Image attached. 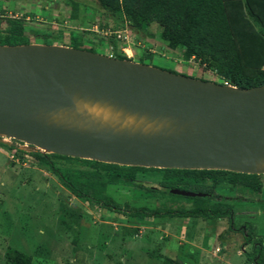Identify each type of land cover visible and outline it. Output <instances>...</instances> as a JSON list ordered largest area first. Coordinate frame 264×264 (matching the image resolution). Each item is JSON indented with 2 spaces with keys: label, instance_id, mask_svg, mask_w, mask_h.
I'll use <instances>...</instances> for the list:
<instances>
[{
  "label": "rangeland",
  "instance_id": "1",
  "mask_svg": "<svg viewBox=\"0 0 264 264\" xmlns=\"http://www.w3.org/2000/svg\"><path fill=\"white\" fill-rule=\"evenodd\" d=\"M75 1L0 0V13L23 19L30 43H48L43 38L47 35L50 43L69 45L70 36L77 35L85 48L114 54L112 39L116 37V51L123 53L121 48L129 47L131 61L143 57L142 62L148 64L224 82L193 58L183 59L181 45L170 48L156 22L143 23L136 30L122 11L112 17L97 0ZM6 24L3 17L0 33ZM38 150L43 151L0 134V264H7L8 247L30 255L31 264H166V256L181 264H248L243 252L250 245H243L242 235L228 229L225 217L136 219L108 210L69 192L45 164L33 158ZM53 161L59 167L90 168L83 159L58 157ZM257 177L261 182L257 190L222 183L214 189L213 200L231 205L234 229L248 223L264 235V172ZM135 178L143 186L156 188L107 184L104 193L121 205L145 208L210 202L162 192L158 188L160 169L138 168Z\"/></svg>",
  "mask_w": 264,
  "mask_h": 264
},
{
  "label": "water",
  "instance_id": "2",
  "mask_svg": "<svg viewBox=\"0 0 264 264\" xmlns=\"http://www.w3.org/2000/svg\"><path fill=\"white\" fill-rule=\"evenodd\" d=\"M77 99L144 117L152 129L99 123L75 109ZM0 134L118 165L260 173L264 83L239 88L65 44L0 43Z\"/></svg>",
  "mask_w": 264,
  "mask_h": 264
},
{
  "label": "trees",
  "instance_id": "3",
  "mask_svg": "<svg viewBox=\"0 0 264 264\" xmlns=\"http://www.w3.org/2000/svg\"><path fill=\"white\" fill-rule=\"evenodd\" d=\"M73 4L77 2L72 0ZM101 8L112 17L122 11L127 22L136 30L143 23L156 22L170 48L182 46V58H193L199 65L209 69L226 84L247 88L264 83V0H97ZM7 28L0 33V43L26 44L30 39L24 32V20L6 17ZM259 24V27L255 26ZM44 35L45 42L50 43ZM113 55L125 59L126 55L116 51L117 38L112 39ZM69 45L84 47L77 35L70 36ZM85 48V47H84ZM94 50L93 48H88ZM145 56H149L146 54ZM143 61V57L137 59ZM169 69V68H166ZM172 70V69H170ZM175 71V70H172ZM33 158L45 164L47 170L75 196L100 203L108 210L136 219L151 216H200L228 220V229L242 235L243 245H250L243 255L248 264H264V235L254 232L248 223L232 227V208L228 203L216 202L214 189L224 183L242 186L249 192L257 190L261 182L257 173H241L213 168L155 167L161 170L159 189L168 194L172 187L199 194L186 195L192 199L210 201L207 205L189 207H138L121 205L104 193L106 185L141 186L146 190L155 186H143L136 181L139 166L118 165L97 159L71 156L57 152L35 151ZM58 157L83 159L90 168L59 167L53 159ZM264 206V203L262 204ZM7 264H31V256L12 247L5 252ZM166 264H181L171 257H164Z\"/></svg>",
  "mask_w": 264,
  "mask_h": 264
},
{
  "label": "bare ground",
  "instance_id": "4",
  "mask_svg": "<svg viewBox=\"0 0 264 264\" xmlns=\"http://www.w3.org/2000/svg\"><path fill=\"white\" fill-rule=\"evenodd\" d=\"M75 109L83 115L102 124H109L115 128H126L147 132L152 129V122L144 117H137L120 110H115L109 104L102 101L75 100ZM57 117V115H54ZM159 125V124H158Z\"/></svg>",
  "mask_w": 264,
  "mask_h": 264
},
{
  "label": "built area",
  "instance_id": "5",
  "mask_svg": "<svg viewBox=\"0 0 264 264\" xmlns=\"http://www.w3.org/2000/svg\"><path fill=\"white\" fill-rule=\"evenodd\" d=\"M121 49L123 53L126 55V58H129V56H131V53L128 52L129 47H122ZM108 55H110V57H115L113 53H108Z\"/></svg>",
  "mask_w": 264,
  "mask_h": 264
},
{
  "label": "crops",
  "instance_id": "6",
  "mask_svg": "<svg viewBox=\"0 0 264 264\" xmlns=\"http://www.w3.org/2000/svg\"><path fill=\"white\" fill-rule=\"evenodd\" d=\"M256 27H259V24L255 23ZM262 68H264V64L261 65Z\"/></svg>",
  "mask_w": 264,
  "mask_h": 264
}]
</instances>
